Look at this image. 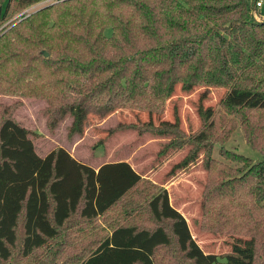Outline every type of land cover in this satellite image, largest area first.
<instances>
[{"label":"trees","instance_id":"1","mask_svg":"<svg viewBox=\"0 0 264 264\" xmlns=\"http://www.w3.org/2000/svg\"><path fill=\"white\" fill-rule=\"evenodd\" d=\"M41 1L0 0V25L10 12ZM251 2L60 0L2 28L0 82L7 87L1 92H33L29 87L41 79L51 107L49 128L69 116L67 137L80 136L91 113H146L147 122L130 127L168 137L162 154L187 150L170 173L188 169L201 155L207 172L201 229L216 228L234 241L221 258L204 254L165 189L126 162L95 170L62 148L39 157L34 133L4 118L0 264L14 252L23 264H264V21L256 19ZM176 86L182 93L224 90L218 111L203 107L200 97L193 133L179 129L175 112L172 122L150 121L162 115ZM237 127L260 159L218 148L232 169L212 152ZM91 231L99 236L89 248L56 262L75 238Z\"/></svg>","mask_w":264,"mask_h":264},{"label":"rangeland","instance_id":"2","mask_svg":"<svg viewBox=\"0 0 264 264\" xmlns=\"http://www.w3.org/2000/svg\"><path fill=\"white\" fill-rule=\"evenodd\" d=\"M57 1L60 0H43L18 13L10 12L5 22L0 25V31L9 23L16 21L19 16L23 14L27 16ZM257 13L256 19L264 21V0ZM107 33L108 30L105 31V34ZM20 68L21 66L17 64L15 70L19 71ZM39 81L32 86L34 88L29 87L33 92L24 90L25 92L13 95L0 91V121L10 118L20 127L34 133L30 139L39 157H43L55 148H62L74 160L93 169L103 163L125 161L143 180L165 189L169 204L184 218L191 238L204 254H213L221 258L230 252L234 241L232 236L220 234L216 228L213 232L201 229V223L205 221L202 217V196L207 178V172L200 160L201 155L188 169L175 171L174 174L170 173L172 166L186 155L187 150L162 154L167 150L165 145L169 138L146 132L143 129L131 128L130 124L147 122L148 116L146 113L127 109L115 110L101 116L91 113L87 116L82 134L67 137L66 131L71 118L69 116L61 119H57L58 116L53 117L52 123L57 119L55 126L49 128L51 118H48V110L51 107L45 100L48 95L41 90ZM2 85L7 87L0 82V87ZM223 92V89L196 88L189 93H182L179 91V86H176L172 96L165 103L162 115H151L150 121L153 124L160 121L172 122V113L175 112L179 120V129L185 134L193 133L200 124L196 113L200 97L203 96L201 102L203 107L214 108L218 111L216 104ZM47 93L49 94V91ZM3 109L6 111L5 115L2 114ZM218 148L238 152L252 161L260 159L257 153L248 148L238 127L229 135L226 142L215 143L213 146L212 158L226 163L217 156ZM225 165L228 168H235L233 164L226 163ZM144 221L145 216L139 224L145 226ZM97 225L101 226L99 222ZM146 226L149 227V225ZM80 227L84 228L82 225ZM98 236L99 234L95 231L88 232L86 236H78L70 246L65 248V252L56 262L60 263L78 254L82 248H89L91 240L94 241ZM35 257L39 259V262L42 261L40 253ZM8 264H23L21 256L14 252Z\"/></svg>","mask_w":264,"mask_h":264},{"label":"built area","instance_id":"3","mask_svg":"<svg viewBox=\"0 0 264 264\" xmlns=\"http://www.w3.org/2000/svg\"><path fill=\"white\" fill-rule=\"evenodd\" d=\"M251 3H252V9L257 11L262 5V0H252Z\"/></svg>","mask_w":264,"mask_h":264},{"label":"crops","instance_id":"4","mask_svg":"<svg viewBox=\"0 0 264 264\" xmlns=\"http://www.w3.org/2000/svg\"><path fill=\"white\" fill-rule=\"evenodd\" d=\"M262 6V5H261ZM260 17L263 19V17L260 15ZM125 162V161H124ZM127 163V162H126ZM128 164V163H127ZM100 166V165H99ZM99 166H97V167H99ZM97 167L95 168V170L97 169Z\"/></svg>","mask_w":264,"mask_h":264},{"label":"water","instance_id":"5","mask_svg":"<svg viewBox=\"0 0 264 264\" xmlns=\"http://www.w3.org/2000/svg\"><path fill=\"white\" fill-rule=\"evenodd\" d=\"M44 56H45V54H44Z\"/></svg>","mask_w":264,"mask_h":264}]
</instances>
